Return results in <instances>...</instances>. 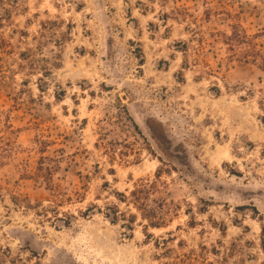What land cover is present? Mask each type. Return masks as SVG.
<instances>
[{"label":"rangeland","instance_id":"obj_1","mask_svg":"<svg viewBox=\"0 0 264 264\" xmlns=\"http://www.w3.org/2000/svg\"><path fill=\"white\" fill-rule=\"evenodd\" d=\"M0 22V264H264V0H0Z\"/></svg>","mask_w":264,"mask_h":264},{"label":"trees","instance_id":"obj_2","mask_svg":"<svg viewBox=\"0 0 264 264\" xmlns=\"http://www.w3.org/2000/svg\"><path fill=\"white\" fill-rule=\"evenodd\" d=\"M0 25H2V22H0ZM235 39H237L238 42H242L244 39H247L246 36H240V34H235ZM155 183H151L150 186H154ZM140 195H144V198H141L142 196ZM149 197V192L148 190L145 189V187H142L140 189L135 190L134 192H132V198L134 199V205L138 210H143L145 219L147 221H150L149 226L153 227V228H160L161 226H158L160 221H164V218H160L158 216H156V213L154 211H148L146 210V204H145V200ZM164 201V200H162ZM165 202V201H164ZM167 204V203H166ZM115 211V209H114ZM122 215V216H121ZM120 216L126 220V216L123 215L121 212H115L113 214L114 217V221H118L120 219ZM128 221V220H126ZM129 222V221H128ZM156 223V224H155ZM129 227V226H127Z\"/></svg>","mask_w":264,"mask_h":264}]
</instances>
